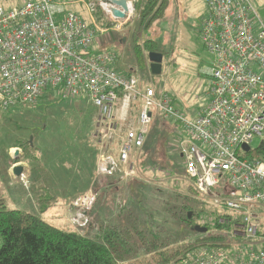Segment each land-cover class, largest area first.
Wrapping results in <instances>:
<instances>
[{"label": "built area", "instance_id": "built-area-1", "mask_svg": "<svg viewBox=\"0 0 264 264\" xmlns=\"http://www.w3.org/2000/svg\"><path fill=\"white\" fill-rule=\"evenodd\" d=\"M119 1L100 2L109 27L54 0L0 4V104L32 103L44 91L86 100L99 141L107 144L116 134L114 146L99 153L97 182L117 172L136 177L137 151L154 115L182 127L185 174L215 210L213 222L228 228H217L222 244L199 245L170 264H264V25L251 0H203L199 35L213 64L209 101L191 116L168 91L142 88L135 74L119 71L111 50L94 48L100 33L119 31L134 11L132 0H124L126 10ZM93 200L85 196L86 208Z\"/></svg>", "mask_w": 264, "mask_h": 264}, {"label": "rangeland", "instance_id": "rangeland-1", "mask_svg": "<svg viewBox=\"0 0 264 264\" xmlns=\"http://www.w3.org/2000/svg\"><path fill=\"white\" fill-rule=\"evenodd\" d=\"M24 1L0 0V4ZM54 1L99 27L106 22L108 27L111 25L110 16L100 5L104 0ZM251 2L264 25V0ZM204 10L203 0H168L162 16L146 29L139 30L133 13L124 28L121 25L112 34L100 33L94 48L111 50L117 56L119 71L132 68L131 73L139 79L141 87L163 88L174 104L191 116L209 101L207 72L212 69L213 54L199 35ZM147 39L154 40L159 49L152 51L163 54L161 73L157 75L151 74L146 60L139 66L133 54L134 43L142 44ZM143 54L147 56L146 52ZM135 113L136 110L130 118ZM115 136L114 133L107 144L100 142L96 113L89 103L79 98L61 99L56 91H44L32 103L9 107L0 104V199L7 207L31 211L57 227L79 233L93 234L102 223L127 228L137 257L146 254L144 243L137 237L140 234L147 239L167 236L172 243H191L204 234L219 233L213 214L201 212L197 224L205 220L209 226L204 232L195 230L183 219V201H194L201 209L204 200L207 211L211 205L201 194H192L187 188L191 181L185 174L178 148L180 139L186 136L182 127L154 115L144 144L137 151L140 170L136 177L124 178L117 172L113 178L99 177L97 182L99 153L114 146ZM258 142L255 137L252 145ZM16 148L20 153L16 162L23 166L22 176L26 177L24 183L11 171ZM89 194L94 200L86 208L83 202ZM41 204L46 207L43 211ZM260 214L264 222V211ZM224 240H230L228 232Z\"/></svg>", "mask_w": 264, "mask_h": 264}, {"label": "trees", "instance_id": "trees-1", "mask_svg": "<svg viewBox=\"0 0 264 264\" xmlns=\"http://www.w3.org/2000/svg\"><path fill=\"white\" fill-rule=\"evenodd\" d=\"M167 2L168 0H132L139 30L146 29L152 21L161 17ZM108 24L106 22L104 26ZM154 43L150 39L143 40L142 44L134 43L133 54L139 66H143L145 60L149 63L143 52L159 51ZM13 161L16 162L17 159ZM187 188L190 193L200 195L191 182L187 184ZM177 195L187 198L180 193ZM2 201L0 199V264H170L199 245L222 244L217 242L223 238L218 233L204 234L191 243H172L167 236L147 239L146 235L140 234L137 237L144 243L146 254L137 257L131 246V231L127 228L102 223L93 234L79 233L57 227L31 211L7 207ZM201 202L205 204L201 209L195 206L194 201L182 202L183 219L191 227L197 224L201 212L215 214L212 207L207 211L204 200ZM41 205L40 210L43 211L46 207ZM213 223L216 230L218 227L228 228L227 225ZM197 225L204 226L200 223ZM206 225L204 227L208 230L209 226Z\"/></svg>", "mask_w": 264, "mask_h": 264}, {"label": "water", "instance_id": "water-1", "mask_svg": "<svg viewBox=\"0 0 264 264\" xmlns=\"http://www.w3.org/2000/svg\"><path fill=\"white\" fill-rule=\"evenodd\" d=\"M119 4H121L123 6V8L126 10V4L124 0H120L118 2ZM113 14L118 17V18H123L124 17V13L119 11V10H114ZM162 57L163 54L161 52L158 51H149L147 53V58L149 61V69L151 74H160L161 73V62H162ZM247 148V146H246ZM19 157V150L16 148L14 150V155H13V159L16 160ZM23 171V167L19 164H14L12 166V172L15 176L20 177ZM195 230L200 231V232H204L206 231V228L204 226H200V225H195L194 226Z\"/></svg>", "mask_w": 264, "mask_h": 264}, {"label": "crops", "instance_id": "crops-1", "mask_svg": "<svg viewBox=\"0 0 264 264\" xmlns=\"http://www.w3.org/2000/svg\"><path fill=\"white\" fill-rule=\"evenodd\" d=\"M133 12H134V11H133ZM133 12H132V14H133ZM132 14H130V15H129L128 17H126L125 19H122V24H123L122 26H123V28H124V23H127V22H128V20H129L130 17L132 16ZM131 70H132V69H128L127 72H131ZM125 72H126V71H125ZM19 154H20V153H19ZM13 155H14V154H13ZM12 157H13V156H12ZM14 164H19V163H18V162H15ZM14 164H13V165H14ZM19 165H21V164H19ZM22 167H23V166H22ZM11 171H12V170H11ZM12 173H13V172H12ZM13 175H14V174H13ZM25 178H26V177H23L22 174H21V176H20V178H19L18 180H19V181H23V180H24V181H23V183H24L25 180H26ZM200 226H201V225H200Z\"/></svg>", "mask_w": 264, "mask_h": 264}]
</instances>
